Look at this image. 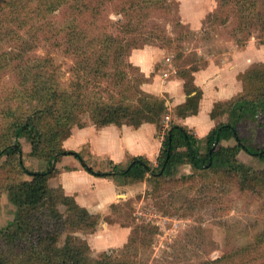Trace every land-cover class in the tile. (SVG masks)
I'll return each mask as SVG.
<instances>
[{
  "label": "rangeland",
  "instance_id": "1",
  "mask_svg": "<svg viewBox=\"0 0 264 264\" xmlns=\"http://www.w3.org/2000/svg\"><path fill=\"white\" fill-rule=\"evenodd\" d=\"M147 1L21 0L17 7L0 3V52L11 48L18 39L17 35H21L31 46L39 45L36 50L39 56L50 53L58 66L56 71H49L47 75L37 72L39 78L34 76L36 70L25 69L20 72L12 68L18 64L17 61L12 63L0 58V151L5 145L4 137L8 134L7 126L3 125L12 120L5 113L8 107L18 112L22 105L23 111L31 113L40 103L45 84L73 90L71 86L77 77L90 75L88 71L84 70V73L80 70L83 67L81 60H84L83 65L86 66L88 58H84V55L74 58L65 49L68 37L67 32L63 34L61 28L71 23L74 18L79 19L83 31L91 32L92 37L82 41L88 45L90 42L95 43L94 39L99 40L106 35L130 39L133 35L125 32L123 28L120 29L119 21L125 23L127 19L131 20L137 15L136 21L139 24L136 26L142 33L141 36L146 39L141 41L142 48L151 45L164 50L163 61L173 65L172 71L191 67L205 68L210 60L219 57L226 59L228 56L232 58L236 56L233 51L237 54L241 50L248 58L255 59L243 80L261 65L264 67V36H260L258 30H249L245 26L246 18L251 16V12L240 6L231 9L228 5L227 8L233 10L229 15L231 20L221 24L220 21L228 16L224 9L217 13V8L219 5L228 4V0H151L150 4ZM10 10H22L23 24H17L16 18L10 16ZM3 13L12 17L13 21L11 27L14 30L7 35L1 32L6 27L1 23ZM235 27L236 34L233 32ZM87 45L86 51L91 52L93 47ZM225 53L229 55L225 56ZM167 58L171 61L167 62ZM26 76L27 82L24 81ZM101 81L106 87L110 84L106 80ZM94 82L95 79L89 86L90 95L102 91L101 87L97 88V80L96 84ZM83 83L87 84L86 81ZM104 94L105 97L108 96L107 93ZM226 109L225 106L216 109V113L224 110L221 115L216 116L220 123L229 121ZM167 113L169 114L168 111ZM167 113L162 118L163 127ZM178 113L177 108L173 116L177 118ZM175 117H171L169 125L171 121H176ZM79 118L80 124H92L88 115L82 114ZM76 127L79 125L76 124ZM254 127V121L246 117L240 123V134L249 138L254 147H264V130L254 131ZM17 141L22 145L24 164L28 170L35 168V165L39 167L43 163L47 164L46 159H39L36 152L32 153V145L22 136L18 139L11 137L9 144ZM222 145L245 165L249 175L257 176L264 171V164L245 153L234 139L226 140ZM204 149L205 144L202 150ZM29 156L33 158H28ZM11 160L8 157L0 159V188L19 183L24 178L22 175L26 174L16 168V163ZM31 160L35 164H31ZM148 182L149 190L144 195L127 201H117L109 209V216L103 222L129 226L131 235L124 246L107 248L105 252L111 251L117 258L126 257L132 260L131 264H199L230 257L241 250L242 257L240 253L236 255L238 264H264V256L260 255V251L256 250L252 258H247L251 256L248 249L252 248L258 234L264 232L262 189L257 190L260 194L250 190L241 191L240 178L235 174L217 170L197 171L187 164L180 166L167 179H162L161 184L151 178ZM4 194L8 193H2L0 200ZM1 203L2 201L0 230H4L14 220L15 211L11 210L15 206L11 201L4 203L3 207ZM58 209L64 213L67 207L60 205ZM101 222L100 218L99 224ZM97 228L84 237L92 239L93 236L90 235H94ZM12 231L16 232L14 228ZM260 250L264 251V243ZM99 251L96 248L92 255L98 258L105 253Z\"/></svg>",
  "mask_w": 264,
  "mask_h": 264
},
{
  "label": "trees",
  "instance_id": "2",
  "mask_svg": "<svg viewBox=\"0 0 264 264\" xmlns=\"http://www.w3.org/2000/svg\"><path fill=\"white\" fill-rule=\"evenodd\" d=\"M19 1L21 0L8 2L0 0V3L17 7L21 4ZM147 2L150 4L151 0ZM227 2L228 4L219 5L217 8V13L224 9L228 16L220 21L221 24L230 22L229 15L233 11L231 9L240 6L251 12V16L246 18V28L258 30L260 36H264V0L262 3L261 0H228ZM228 5L231 9L227 8ZM10 12V16L16 18L17 24H23L22 10H10ZM12 17L3 13L1 23L6 27L2 28L1 32H5L6 35L14 30L11 27ZM136 17L137 15L131 20L127 19L125 23L119 21V28L133 35L130 39L106 35L99 40L94 39L95 43L90 42L88 45L82 41L89 36L92 37L91 32L83 31L79 19L74 18L71 23L61 28L63 34L67 32L68 37L65 49L74 58H80L82 55L88 58L86 66L83 65L84 60L80 59L83 66L80 70L88 71L90 75L77 77L71 86L73 90L45 84L42 90L44 93L39 99L40 103L31 113L23 111L22 105L19 106L18 112L12 107H8V111H5L12 120L3 125L8 128V136L4 137L6 141L0 151V159L12 158L11 161L16 163V168H20L31 180L7 184L0 188V196L7 192L16 208L14 220L4 230H0V264L132 263V260L126 257H115L111 251L105 252L98 258L92 255L91 247L84 236L96 230L100 217L81 207L74 198L66 196L63 189H54L49 185V180L58 173L54 162H58L63 156H74L87 172L97 177L118 176L127 182H139L145 181L149 176L151 180L161 184L162 179H167L180 166L187 164L197 171L217 170L235 174L240 178L241 191L250 190L256 194H260L257 193L258 189L264 191V171L257 176L249 175L245 165L235 159L233 153L222 145L224 141L234 139L245 153L264 164V147H254L249 138L240 134V123L246 117L254 121V131L264 130V67L262 65L258 70L246 75L243 80V94L231 102L216 105L213 117L221 115L224 110L216 113V109L225 106L229 121L220 123L203 140L205 152L202 150V141L189 130L176 125L174 121H171L169 128L165 130L163 149L157 167L144 158H135L127 168L112 165L110 171H96L87 165L79 153L65 151L63 142L70 137L75 125L78 124L81 128L86 126L79 123V116L82 114L88 115L92 124L98 127L111 124L137 127L146 122L157 124L159 133L164 130L162 118L168 111L165 101L143 92L141 87L148 79L138 67L129 62L131 52L141 49V41L146 40L136 26L139 24ZM72 24L74 25L71 27ZM233 32L236 34V27ZM17 36L18 39L11 48L0 52V58L12 63L17 61L18 64L12 68L20 72L25 69L36 70L34 76L39 78L38 73L47 75L49 71L57 70L58 66L50 53L39 56L36 51L39 45L31 46L21 35ZM86 45L93 47V50L87 52ZM198 70L199 67L178 70L179 75L185 80V91L189 96L187 103L178 107V117L195 115L198 112L202 93L193 82V73ZM93 79L95 84L97 80V88L101 87L102 91L90 95L89 86ZM101 80H106L110 84L106 87L102 85ZM24 81L27 82V76ZM84 81L87 84H84ZM104 93L108 96L105 97ZM20 136L30 142L32 153L38 154L35 155L36 157L47 160L49 166L47 170L33 172L25 167L22 145L19 141L9 144L11 137L18 139ZM60 205L67 207L64 213L58 209ZM13 228L16 232L12 231ZM263 243L264 232L258 234L255 243L251 245L252 248L248 249L247 252H251V256L247 258H252L256 250L264 256V251L260 250ZM234 253L230 257L199 264H238L236 255L240 253L242 257L243 252L238 250Z\"/></svg>",
  "mask_w": 264,
  "mask_h": 264
},
{
  "label": "crops",
  "instance_id": "3",
  "mask_svg": "<svg viewBox=\"0 0 264 264\" xmlns=\"http://www.w3.org/2000/svg\"><path fill=\"white\" fill-rule=\"evenodd\" d=\"M232 53L236 56L210 60L205 68L199 67L193 73L194 86L202 93L198 112L177 118L173 116L175 110L186 104L189 96L185 91V80L178 70L172 71L173 65L163 61L164 50L151 45L135 49L129 56V62L138 67L148 79L141 87L143 92L164 100L170 117L176 119L174 123L189 130L203 145V140L220 124L213 117L216 105L231 102L243 93V76L255 63V59L248 58L243 50L237 54L235 51ZM226 55L229 54L225 53ZM164 138V131L159 133L158 126L154 123L143 122L137 127L117 124L98 127L90 123L82 128L74 127L70 137L64 140L63 148L82 155L87 165L94 170L107 172L112 165L127 168L135 158H144L157 167ZM31 164H35L33 160ZM34 167L29 171H45L48 164ZM56 168L58 173L49 180L50 187L63 189L66 196L74 198L81 207L101 218L97 232L90 235L93 238H86L92 252L96 248L102 253L107 248L124 246L131 235V227L103 221L117 201L144 195L149 190L150 177L139 182H127L118 176L97 177L87 172L82 163L71 155L60 157ZM22 176L24 178L21 181L31 179L27 174ZM0 201L3 207L11 198L4 194ZM11 211L14 212L15 208Z\"/></svg>",
  "mask_w": 264,
  "mask_h": 264
},
{
  "label": "built area",
  "instance_id": "4",
  "mask_svg": "<svg viewBox=\"0 0 264 264\" xmlns=\"http://www.w3.org/2000/svg\"><path fill=\"white\" fill-rule=\"evenodd\" d=\"M166 60H167V62H170V61H171L170 58H167ZM164 76L166 77L167 75H164ZM170 120H171L170 115H169V114L165 115L164 120H163V124H164V133H165V130L169 128V121H170ZM157 166H158V165H157Z\"/></svg>",
  "mask_w": 264,
  "mask_h": 264
}]
</instances>
